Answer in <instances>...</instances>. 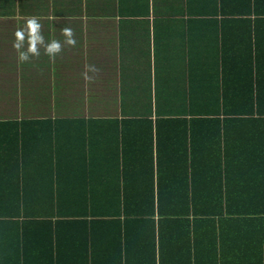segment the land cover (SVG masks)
Returning a JSON list of instances; mask_svg holds the SVG:
<instances>
[{
  "label": "crops",
  "instance_id": "crops-1",
  "mask_svg": "<svg viewBox=\"0 0 264 264\" xmlns=\"http://www.w3.org/2000/svg\"><path fill=\"white\" fill-rule=\"evenodd\" d=\"M223 2L0 0V264H264V211L242 209V185L264 168V135L250 114L223 108L239 89L230 61L244 44L242 17L220 15ZM33 15L46 40L70 26L77 46L19 65L12 36ZM86 63L101 69L91 85L81 79ZM69 167L108 199H123L127 185L144 200L152 184L155 207L131 211L140 215L127 230L114 224L123 209L89 208L84 218L57 208L39 216L31 203L6 209L9 190L31 201L48 179L62 191ZM168 167L178 170L176 202L160 206ZM260 171L254 191L264 200Z\"/></svg>",
  "mask_w": 264,
  "mask_h": 264
},
{
  "label": "trees",
  "instance_id": "trees-1",
  "mask_svg": "<svg viewBox=\"0 0 264 264\" xmlns=\"http://www.w3.org/2000/svg\"><path fill=\"white\" fill-rule=\"evenodd\" d=\"M224 4V5H223ZM220 15L222 16H241L242 17V54L240 56H234L231 58L230 64L234 67L229 71L230 74V84L233 87H239L237 90L242 95V101L238 99L236 88H232L229 97L230 101L223 105V108L228 113L241 114L247 113L252 116L248 119L254 125L259 127L260 135H264V52L261 53V40L254 41L253 35L255 34L257 27V33L260 34L259 27L264 26L261 22V17H264V0H224ZM256 21V22H254ZM246 29V30H245ZM247 31V32H246ZM234 61V62H233ZM240 65V68L238 67ZM228 72V71H227ZM201 105H192L191 112H195L196 108H200ZM189 110V109H188ZM165 121V120H163ZM243 121V120H242ZM184 123L187 128V123L185 120L178 121ZM194 122V121H193ZM171 128L182 127V124H176V120L168 121ZM264 140L258 142L262 143ZM254 143V142H253ZM257 143V144H258ZM256 144V143H254ZM263 144V143H262ZM263 148V146L261 147ZM260 158V156H258ZM257 167V166H256ZM253 165L250 169L253 171ZM77 170L74 167H69L67 169V176L59 181V187H62V191L57 189L54 181L44 179L42 184H38L36 188H39L37 198H32L31 201L20 199L19 193L14 194L13 191L9 190V197L6 204V209L13 212L17 210L26 203L35 204L37 211L40 213L39 216L47 217L56 216L52 213V209H67L69 217L74 218H84L87 216L89 208H101L102 212L94 211V213L100 214H117L115 209H123L125 215L123 216L124 222H116L114 224L117 229H124L132 222L130 219L139 216L145 208H154L156 204L155 200V188L154 185H150L151 196L145 198L144 200H136L131 198V191L127 187L124 188V194H122L123 199H108L109 195L103 194L101 192L95 191L94 193L89 185L83 184L82 179L78 176H73V173ZM82 170V169H81ZM264 170L263 167H258L254 170L251 177L252 184L242 185V195L249 196V200L242 201V209L247 207L253 210L248 213L260 214L264 211V200L263 196L259 194L255 198L254 188L257 183V179L261 178V171ZM167 171V182L165 187L160 184L158 192H160V199L158 201L159 205H166V202L175 203L174 198H169L173 196L174 192L172 190L177 188V184L173 182V176L178 172L177 168L168 167ZM251 172V171H250ZM13 187L14 184L10 183ZM8 187V186H7ZM138 187H146L143 184H139ZM35 193V192H33ZM158 195V196H159ZM92 196L94 199H90ZM95 196H101V198H95ZM39 197V199H38ZM38 199V200H37ZM96 199V200H95ZM243 200V199H242ZM28 201V202H26ZM182 201L181 199L178 200ZM189 203L185 200V204ZM47 214H41V213ZM63 214H61L62 216ZM9 218H17L19 215H7ZM85 220L79 222L84 223ZM124 223V224H123ZM123 225V226H122ZM118 230V231H119ZM29 234V233H27Z\"/></svg>",
  "mask_w": 264,
  "mask_h": 264
},
{
  "label": "clouds",
  "instance_id": "clouds-1",
  "mask_svg": "<svg viewBox=\"0 0 264 264\" xmlns=\"http://www.w3.org/2000/svg\"><path fill=\"white\" fill-rule=\"evenodd\" d=\"M18 24L11 41L13 51L16 53V60L19 65L29 64L39 59L43 54L50 62H54L65 50L75 48L77 39L75 31L67 26L60 31L62 39L46 40L43 35V25L39 16H27L22 18ZM101 69L94 63H86L81 72V79L86 85L95 82Z\"/></svg>",
  "mask_w": 264,
  "mask_h": 264
},
{
  "label": "rangeland",
  "instance_id": "rangeland-1",
  "mask_svg": "<svg viewBox=\"0 0 264 264\" xmlns=\"http://www.w3.org/2000/svg\"><path fill=\"white\" fill-rule=\"evenodd\" d=\"M157 106V110L159 112H162V111H165V110H168L167 109V105H156ZM127 109V108H126Z\"/></svg>",
  "mask_w": 264,
  "mask_h": 264
}]
</instances>
